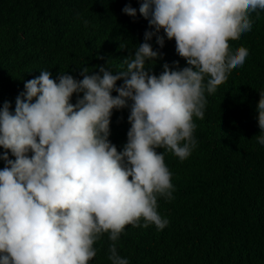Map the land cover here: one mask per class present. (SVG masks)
Returning <instances> with one entry per match:
<instances>
[{
    "label": "clouds",
    "instance_id": "clouds-1",
    "mask_svg": "<svg viewBox=\"0 0 264 264\" xmlns=\"http://www.w3.org/2000/svg\"><path fill=\"white\" fill-rule=\"evenodd\" d=\"M258 10H264V0H139L150 30L133 55L124 57L123 70L81 68L82 79L66 72L53 79L41 70L24 82L13 111L4 101L0 264H88L104 233L115 242L125 225L163 229L169 221L158 212L157 198L171 199L174 185L157 149L179 159L188 155L196 139L192 117L203 115L205 90L248 55L244 46L230 48L228 37L251 30L250 14ZM121 11L137 14L130 4ZM153 36L160 48L165 38L174 39L187 66L173 61L170 69L164 63L153 74L162 55L149 42ZM258 93L256 140L264 145V90ZM125 108L130 127L117 151L109 140L110 119L114 109ZM108 259L129 264L115 243Z\"/></svg>",
    "mask_w": 264,
    "mask_h": 264
},
{
    "label": "trees",
    "instance_id": "trees-1",
    "mask_svg": "<svg viewBox=\"0 0 264 264\" xmlns=\"http://www.w3.org/2000/svg\"><path fill=\"white\" fill-rule=\"evenodd\" d=\"M125 4L137 9L134 18L121 11ZM138 9L139 0H0V107L8 101L13 111L24 82L41 70L53 79L59 72L82 79L81 68L91 73L97 65L123 70L124 57L133 55L149 29ZM258 11L250 14L251 30L228 37L230 48L244 46L248 55L213 90H205L203 115L192 117L196 139L188 155L179 159L157 149L164 152L174 185L171 199L157 198L168 224L160 230L125 225L115 242L102 234L88 264H111L112 243L129 264H264V145L256 140L258 92L264 90V10ZM149 42L162 54L153 74L161 73L164 63L170 69L173 61L187 66L174 39L165 38L162 48L155 36ZM127 115V108L114 109L110 119L109 140L117 151L127 139ZM9 158L14 159L10 153Z\"/></svg>",
    "mask_w": 264,
    "mask_h": 264
}]
</instances>
